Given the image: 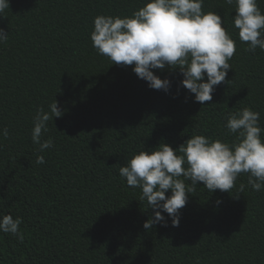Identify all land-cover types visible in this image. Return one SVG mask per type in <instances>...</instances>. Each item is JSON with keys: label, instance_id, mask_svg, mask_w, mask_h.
<instances>
[{"label": "trees", "instance_id": "1", "mask_svg": "<svg viewBox=\"0 0 264 264\" xmlns=\"http://www.w3.org/2000/svg\"><path fill=\"white\" fill-rule=\"evenodd\" d=\"M143 2L9 0L0 15L8 32L0 43V129L9 131L0 136V215L22 218V239L0 232V264H264V189L252 190L246 174L230 192L197 182L179 226L162 212L166 226L148 230L153 209L119 176L133 154L161 143L175 150L194 135L232 143L226 117L244 107L260 113L264 128V51L240 41L225 0H203L202 11L218 13L236 43L226 82L203 105L181 85L179 69L153 70L170 81L165 92L97 54L94 18L130 16ZM257 5L264 13V0ZM54 100L63 114L47 122L42 139L53 147L39 152L33 117ZM38 155L45 163H35Z\"/></svg>", "mask_w": 264, "mask_h": 264}, {"label": "clouds", "instance_id": "2", "mask_svg": "<svg viewBox=\"0 0 264 264\" xmlns=\"http://www.w3.org/2000/svg\"><path fill=\"white\" fill-rule=\"evenodd\" d=\"M225 3L235 7L232 23L240 41L247 43V50L264 51V13L257 0ZM202 6L203 0H144L130 16L97 15L90 40L97 54L107 57L111 64L132 66L135 75L151 89L167 92L170 87V81L159 78L153 70L179 69L181 85L203 105L212 101L215 86L226 82L236 43L222 26V17L216 12H203ZM6 9L9 0H0V15ZM7 39L8 32L0 29V43ZM62 114L55 100L49 111L43 107L36 110L31 140L39 152L53 147V140L42 136L48 131L47 122ZM259 121V112L244 107L226 117L227 134H235L232 143L194 135L175 150L161 143L150 152L133 154L118 171L128 187L141 189V200L153 209L152 218L143 227L148 230L158 223L166 226L162 212L167 213L173 227L179 226V210L197 182L210 193L230 192L238 176L246 174L252 190L264 189V128ZM8 135L7 127L0 129V136ZM35 163H45L44 156L38 155ZM244 189L241 183L239 191ZM169 190L171 194L166 196ZM21 223L20 217L0 215V232L22 239Z\"/></svg>", "mask_w": 264, "mask_h": 264}]
</instances>
